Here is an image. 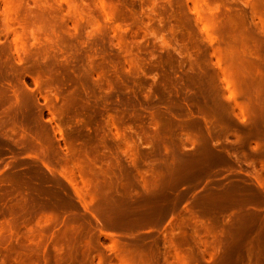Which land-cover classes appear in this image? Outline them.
I'll use <instances>...</instances> for the list:
<instances>
[{"label": "rangeland", "instance_id": "1", "mask_svg": "<svg viewBox=\"0 0 264 264\" xmlns=\"http://www.w3.org/2000/svg\"><path fill=\"white\" fill-rule=\"evenodd\" d=\"M0 264H264V0H0Z\"/></svg>", "mask_w": 264, "mask_h": 264}]
</instances>
